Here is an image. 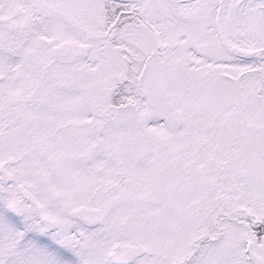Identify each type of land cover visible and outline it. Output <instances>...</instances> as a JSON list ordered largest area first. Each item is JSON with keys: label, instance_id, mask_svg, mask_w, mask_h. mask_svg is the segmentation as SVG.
I'll return each instance as SVG.
<instances>
[{"label": "snow or ice", "instance_id": "1", "mask_svg": "<svg viewBox=\"0 0 264 264\" xmlns=\"http://www.w3.org/2000/svg\"><path fill=\"white\" fill-rule=\"evenodd\" d=\"M0 264H264V0H0Z\"/></svg>", "mask_w": 264, "mask_h": 264}]
</instances>
